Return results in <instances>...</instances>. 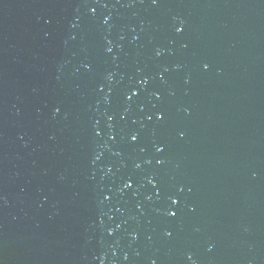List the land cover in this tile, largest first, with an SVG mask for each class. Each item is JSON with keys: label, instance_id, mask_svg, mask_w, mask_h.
I'll list each match as a JSON object with an SVG mask.
<instances>
[{"label": "water", "instance_id": "95a60500", "mask_svg": "<svg viewBox=\"0 0 264 264\" xmlns=\"http://www.w3.org/2000/svg\"><path fill=\"white\" fill-rule=\"evenodd\" d=\"M0 264H264V0H0Z\"/></svg>", "mask_w": 264, "mask_h": 264}, {"label": "snow or ice", "instance_id": "6c2138e0", "mask_svg": "<svg viewBox=\"0 0 264 264\" xmlns=\"http://www.w3.org/2000/svg\"><path fill=\"white\" fill-rule=\"evenodd\" d=\"M177 31H180V29L178 28ZM205 67H207V65H205ZM132 139L135 140V139H136V136H133ZM159 150H160V149H158V151H159ZM175 202H176V201L174 200L173 203H175ZM172 215H175V213H172Z\"/></svg>", "mask_w": 264, "mask_h": 264}]
</instances>
